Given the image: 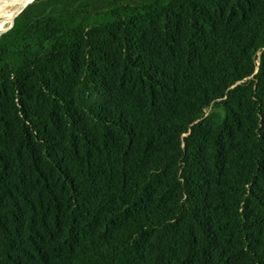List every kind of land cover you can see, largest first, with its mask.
Returning <instances> with one entry per match:
<instances>
[{"label": "trees", "instance_id": "trees-1", "mask_svg": "<svg viewBox=\"0 0 264 264\" xmlns=\"http://www.w3.org/2000/svg\"><path fill=\"white\" fill-rule=\"evenodd\" d=\"M0 264H264V0H35L15 17Z\"/></svg>", "mask_w": 264, "mask_h": 264}, {"label": "bare ground", "instance_id": "bare-ground-1", "mask_svg": "<svg viewBox=\"0 0 264 264\" xmlns=\"http://www.w3.org/2000/svg\"><path fill=\"white\" fill-rule=\"evenodd\" d=\"M30 2L23 3L22 0H0V34L5 31L6 26L10 22V25L12 24L15 16Z\"/></svg>", "mask_w": 264, "mask_h": 264}, {"label": "water", "instance_id": "water-1", "mask_svg": "<svg viewBox=\"0 0 264 264\" xmlns=\"http://www.w3.org/2000/svg\"><path fill=\"white\" fill-rule=\"evenodd\" d=\"M31 1V2H30ZM35 0H22V2L23 3H28V2H30L29 4H31V3H33ZM28 4V5H29ZM28 5H26L15 17H17ZM13 23H14V20H13V22H12V24H11V27L8 29V30H10L12 27H13ZM7 30V31H8ZM7 31H5V32H7ZM4 32V33H5Z\"/></svg>", "mask_w": 264, "mask_h": 264}, {"label": "rangeland", "instance_id": "rangeland-1", "mask_svg": "<svg viewBox=\"0 0 264 264\" xmlns=\"http://www.w3.org/2000/svg\"><path fill=\"white\" fill-rule=\"evenodd\" d=\"M10 23H11V22H10ZM10 23L6 26L5 31H7V30L11 27ZM5 31H4V32H5ZM4 32H3V33H4ZM3 33H1L0 36H1Z\"/></svg>", "mask_w": 264, "mask_h": 264}]
</instances>
